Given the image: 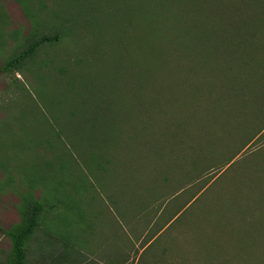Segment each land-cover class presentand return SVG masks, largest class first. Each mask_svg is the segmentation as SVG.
<instances>
[{
  "label": "trees",
  "instance_id": "16d2710c",
  "mask_svg": "<svg viewBox=\"0 0 264 264\" xmlns=\"http://www.w3.org/2000/svg\"><path fill=\"white\" fill-rule=\"evenodd\" d=\"M13 1L30 26L25 34L10 29L0 0V76L12 86L1 107L38 112L46 130L42 162L14 160V144L0 143V190L19 196V220L0 225L10 241L5 264H29L34 238L53 254L51 264H264V202L219 195L241 175L264 182V141L232 168L264 136V0ZM116 59L141 80L149 76L142 92L160 98L161 123L179 131L167 162L153 159L135 197L118 200L112 237L82 243L80 209L102 164L93 154L86 164L78 138L97 146L101 137L87 129L70 138L52 115L54 98L72 118L93 107L112 124L119 103L101 79L105 62ZM89 120L94 126L97 118ZM68 209L76 229L70 243L67 229L52 230Z\"/></svg>",
  "mask_w": 264,
  "mask_h": 264
},
{
  "label": "rangeland",
  "instance_id": "374dc122",
  "mask_svg": "<svg viewBox=\"0 0 264 264\" xmlns=\"http://www.w3.org/2000/svg\"><path fill=\"white\" fill-rule=\"evenodd\" d=\"M1 1L8 14L9 28L19 29L25 34L29 30L30 25L20 6L13 0ZM105 65L106 70L102 71V73L106 74V76L101 79L102 83L107 84L109 82L110 91H112L111 97L119 103L117 109L111 110L115 115L112 124L109 121L105 123L99 121L100 110L93 107L79 112L77 117L72 118L68 115L67 111H59L62 107L59 98H54L52 111V115L56 117L60 127L70 138L76 132L82 133L87 131V129L96 131L100 135L99 137H101L97 139V146L84 141L81 135L78 138L81 140V145L87 149L85 150L86 164L88 166L90 165L89 160L92 154L95 158L92 162L96 164L99 161L102 164L98 186L96 184L92 190V187L89 186L88 189L87 185L83 211L79 208L81 218L83 217L84 219L82 224L83 229L81 231L82 235H80V230H78V236L82 243L89 241V238L94 237V234H96L94 237L96 239H103L109 233L112 237L115 226L111 214L114 213V207H117L118 200L121 196L129 200L135 197L139 191L138 188L147 180L148 167L152 164L153 159L161 163L167 162V159L171 156V149L174 146L175 134L179 131L178 128H169L168 125L161 123V121H164L165 114L162 113L160 107V98L151 99L148 93V87H145V93L142 92L143 88L141 89V87L149 84V76H145L141 80L135 75L137 70L132 64H125L118 59L110 65L105 62ZM144 68L148 71L151 66L146 63ZM16 77L21 82L26 83L27 80L29 83L33 82L29 76L25 77L22 74H16ZM161 81L159 79L156 82L159 85ZM49 84L52 91L56 94L57 86L51 83ZM113 88H115L118 94L113 92ZM11 89L10 78L1 75L0 143L2 144V140H6L10 145L14 144V147L10 149V152L13 153L14 160L22 159L26 161L31 158L33 160L30 162H42L45 158H39L38 153L41 150L38 145L43 140L44 131L46 130V126L43 125L44 119L36 111L21 108L8 111L2 108L1 106L5 101V95ZM159 91L164 90L159 89ZM21 105H24L23 100H21ZM93 116L97 118L94 126H92L89 120ZM79 127L82 129L76 131ZM263 141L264 136L262 139L243 148L234 157L235 160L233 159L235 161L232 165L233 170L236 169V166L241 161L239 160L241 157L242 159L244 156L246 157V154H249L262 145ZM101 147H103L102 152ZM227 166L225 165L219 171L215 172L213 179L225 170ZM3 178L4 173L0 170V180ZM222 179L224 180V177ZM89 190L92 191L89 192ZM35 192L36 196L40 195L39 190ZM219 195L224 199L236 201H241L240 196L246 195L255 201L264 202V182H256L247 175H241L238 178H233L230 185L223 189ZM18 202L19 196L16 192L10 189L0 190V225L2 228H9L19 220V214L16 208ZM57 214L53 220L54 228L52 230L67 229V242H74L76 229L72 221V211L68 209L65 215ZM91 232L93 236L87 235L91 234ZM34 240L35 238L32 240L33 245ZM62 241L64 242V240L59 241L60 246ZM36 247L39 250L44 249L43 239H37ZM60 248L63 249L62 246ZM9 250V238L0 232V257L2 258L0 264H5V258ZM31 251L33 253L35 248L32 247ZM67 252L70 253L69 247L67 248Z\"/></svg>",
  "mask_w": 264,
  "mask_h": 264
},
{
  "label": "crops",
  "instance_id": "0c3cea01",
  "mask_svg": "<svg viewBox=\"0 0 264 264\" xmlns=\"http://www.w3.org/2000/svg\"><path fill=\"white\" fill-rule=\"evenodd\" d=\"M37 244V240L34 241V245L32 244V247L35 248V251L32 253V251L30 252V263L29 264H51V258L53 257V254L49 251H43V250H39L36 247ZM0 260H2V258L0 257ZM1 262V261H0Z\"/></svg>",
  "mask_w": 264,
  "mask_h": 264
}]
</instances>
